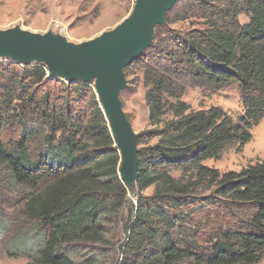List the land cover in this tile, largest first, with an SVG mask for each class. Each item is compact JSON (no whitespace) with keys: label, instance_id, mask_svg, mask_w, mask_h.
<instances>
[{"label":"trees","instance_id":"trees-1","mask_svg":"<svg viewBox=\"0 0 264 264\" xmlns=\"http://www.w3.org/2000/svg\"><path fill=\"white\" fill-rule=\"evenodd\" d=\"M188 21L190 30L173 28ZM17 64L0 63V205L24 204L19 221L36 238L34 264H98L108 228L121 223L117 264L264 260V159L240 172L205 165L250 143L264 120V0H178L164 13L134 61L149 109L148 130L136 138V203L93 83ZM191 86H236L243 114L192 109L182 99ZM87 248L93 257L76 263Z\"/></svg>","mask_w":264,"mask_h":264},{"label":"rangeland","instance_id":"rangeland-1","mask_svg":"<svg viewBox=\"0 0 264 264\" xmlns=\"http://www.w3.org/2000/svg\"><path fill=\"white\" fill-rule=\"evenodd\" d=\"M137 3L138 0H0V33H29L38 42L46 43L49 49L61 52L71 51L114 32L135 12ZM164 12L159 14L154 28L151 30L152 43L156 27L164 24ZM239 20L245 24L249 18L242 15ZM190 22L177 24L173 28L179 31L190 30ZM134 61L124 67L122 86L117 95L122 115L127 122V130L122 139H117L111 128L108 127L114 147L120 156L119 177L127 187L131 203H136L137 200L136 153L138 147L135 144V139L137 135L148 130L149 117V109L145 102L146 88L144 87L143 73L139 65L134 64ZM9 62L11 60L9 61L1 50L0 63ZM34 64L45 65L47 73L54 74L51 67L43 62L17 65L26 67ZM54 76L66 81L59 75ZM91 83L93 86L95 85L94 82ZM182 99L194 110L221 107L234 117H238L244 112L236 86L218 92L191 86L186 90ZM252 133L253 139L250 143L243 147L230 146L225 149L220 160H208L205 165L215 168L221 173L240 172L258 160H263L264 120L253 129ZM173 175L177 178L181 177L180 173ZM153 190V188H149L143 194L152 195ZM23 210L24 204L4 203L0 205V211H2L0 224L6 223V229L0 228V264H34L36 238L34 234H24L26 230L22 222L19 221L24 219L19 216ZM123 225L124 223H121L108 228V247H105L107 249L97 257L98 264L118 263L119 247L125 236ZM90 250L91 248L77 250L75 252L77 254L74 256L76 263H81L87 257H93L92 253H88ZM260 264H264V260Z\"/></svg>","mask_w":264,"mask_h":264},{"label":"water","instance_id":"water-1","mask_svg":"<svg viewBox=\"0 0 264 264\" xmlns=\"http://www.w3.org/2000/svg\"><path fill=\"white\" fill-rule=\"evenodd\" d=\"M177 1L138 0L135 12L122 26L71 51L49 49L46 43L38 42L33 36L26 37L24 33H0V48L5 57L17 54L27 58L26 64L33 61L45 63L54 72L48 74L50 79L59 75L66 81L94 82L100 96L95 93L99 104L102 103L108 111V116L103 112L106 121L108 118L111 121L108 127L112 126L114 136L122 139L128 127L117 99L122 86V71L150 47L151 30L156 19L161 12L170 10ZM80 54L84 56L81 58Z\"/></svg>","mask_w":264,"mask_h":264},{"label":"bare ground","instance_id":"bare-ground-1","mask_svg":"<svg viewBox=\"0 0 264 264\" xmlns=\"http://www.w3.org/2000/svg\"><path fill=\"white\" fill-rule=\"evenodd\" d=\"M25 35H26V37H32L29 33H24ZM42 38V37H41ZM92 43V42H91ZM1 51V50H0ZM84 55L83 54H80V57L82 58ZM8 57V59H11V60H13V61H15V62H17V63H19V64H26V62H27V58H24L23 56H20V55H17V54H10V55H8L7 56ZM31 61H29V63H30ZM33 62H35V61H33ZM94 91H95V93L99 96V92H98V90L94 87ZM99 98H100V96H99ZM101 105V107H102V109H103V112L105 113V115L106 116H108V111L105 109V107L102 105V103H100ZM108 120V122H110L111 123V121H110V119L108 118L107 119ZM111 128V130H112V132H113V127L111 126L110 127Z\"/></svg>","mask_w":264,"mask_h":264}]
</instances>
